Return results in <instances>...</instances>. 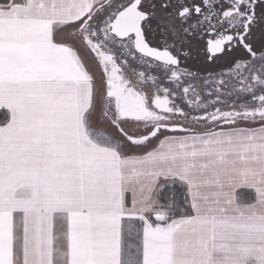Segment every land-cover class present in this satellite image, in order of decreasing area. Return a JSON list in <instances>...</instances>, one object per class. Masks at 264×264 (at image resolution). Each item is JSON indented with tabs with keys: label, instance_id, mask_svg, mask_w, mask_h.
I'll return each instance as SVG.
<instances>
[{
	"label": "snow or ice",
	"instance_id": "obj_1",
	"mask_svg": "<svg viewBox=\"0 0 264 264\" xmlns=\"http://www.w3.org/2000/svg\"><path fill=\"white\" fill-rule=\"evenodd\" d=\"M0 264H264V0H0Z\"/></svg>",
	"mask_w": 264,
	"mask_h": 264
}]
</instances>
